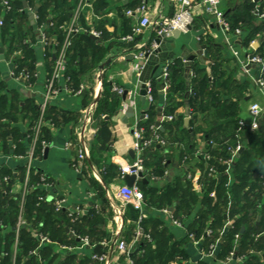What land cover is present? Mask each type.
I'll list each match as a JSON object with an SVG mask.
<instances>
[{
	"label": "crops",
	"instance_id": "obj_1",
	"mask_svg": "<svg viewBox=\"0 0 264 264\" xmlns=\"http://www.w3.org/2000/svg\"><path fill=\"white\" fill-rule=\"evenodd\" d=\"M93 1H86L81 11V19L79 18L75 23L80 30L88 31L89 34L90 31L99 33V37L92 39L100 46L103 57L96 66H87L88 56L82 57L80 64L84 66V72L80 76V84L83 86L80 94L59 89L51 98L46 110L49 111L52 108L55 116L59 110H64L66 119L58 121L56 125L44 120L43 126L46 125L48 131L46 146L49 149L44 155L46 146L42 148L41 156L36 155L31 170L32 174L33 169L37 168L47 177V180L49 179L51 189L47 199L54 203L57 198L64 197L65 204L62 211L68 214L72 212L71 218H77L78 226L83 230L80 236L72 229L65 227L63 236L67 244L53 245L54 248L50 251L55 258L51 264H64L63 262L68 260V264H87L88 255L96 244L108 246L109 264H128L126 255L117 250L116 243L119 240L129 242L134 234L131 220L123 219L125 208L121 212L122 203L116 190L119 185L126 184L123 179V169L132 164L135 159L131 121L134 115L141 117L144 109L149 106L145 102L142 103L139 95L141 81L135 69L132 52L138 47H146L153 42L158 25L150 24L132 41H123L121 37L128 33L133 21L125 14V11L134 9L142 0H100L96 4H93ZM146 1L150 19L153 21L170 17L178 7L176 0ZM24 2L27 5L26 8H24ZM33 2L37 4L38 0ZM249 2L253 3L250 10L253 23L259 24L262 19L258 16V11L264 8V0H222L219 8L232 29L230 32H225L221 28L214 14L205 11L199 4V0H192L193 22L188 31L167 35L170 42L166 46V52L172 55L167 61L172 62L173 59H177L178 62L183 63V75L187 80L195 74V71L198 77L205 75L208 78L205 83L212 88L213 93L208 98L206 109L197 111L193 117L194 113L187 99L179 91L175 92L169 100V84L163 79V84L154 96L153 119L155 124L158 123L161 135L166 137L168 144L165 147L156 144L145 153L150 166L144 169L143 175L148 178L146 182H142L147 187L151 186L159 191L167 185L185 183L187 179L192 188L199 192L201 189L199 178L204 168L201 165L200 152L205 151L210 140L214 143L217 140H223L229 145L238 142L241 145L240 150L247 147L248 142L252 140L254 147L259 149L252 152V157L255 159L259 155L260 143L264 144V92L256 86L253 78L258 74L260 65L249 63L245 71L241 62H246L248 56L257 53L256 49L261 41V30L251 32L252 26L247 20L235 21L238 15L243 17L247 9L244 3ZM4 6L3 1L0 2V19L3 17ZM33 7L34 5H29L22 0V8L25 12L18 15L16 30L24 33L26 37L24 42L33 47L38 71L35 82L28 87L26 83L15 80L9 75L13 67L12 60L10 61V58L0 60V79L5 84L2 92L6 94L7 99L14 96L19 101V111H14L16 118L10 119V125L16 127L23 137L30 134L28 131L32 132V127L38 119L39 103L43 98L47 70L52 66L55 47L59 44L55 35L49 38L45 33L47 42L43 45L44 42L42 43L37 32L34 33L27 14V10H32ZM236 28H239L238 34L233 32ZM196 42L206 44L210 59L195 53ZM5 46L6 44L4 53ZM19 49L15 51L14 56L20 55ZM233 49L238 52V55L234 54ZM45 53L51 55L48 56ZM191 55L194 56L188 62L187 59ZM108 58H110L108 64L102 70L99 69V65ZM215 62L216 72L214 73L212 64ZM162 65L163 63L160 62L154 75L159 72ZM112 83L127 90V96L123 99L121 95L120 105L114 114L109 115L101 111L97 115L95 110L100 92L109 87L114 93L115 91L111 88ZM132 98L136 100L133 115L126 116L127 107ZM201 99H203L202 95ZM254 101L262 106L261 115L255 119V127L252 126L254 118L249 113V106ZM27 103L38 105V116L32 127L30 116H25L27 112L29 113L28 108L21 107ZM90 105L93 108L91 127L95 129L92 134L84 127L86 109ZM226 109L238 111L237 123L235 127L230 123L228 125L233 126L222 129L218 125L226 124V117L223 115ZM9 112L11 113L12 110ZM170 114L174 116L171 120L167 117ZM193 119L194 121L191 122ZM239 120H243L245 126L237 131ZM232 131L234 139L230 138ZM227 132H230L229 135ZM251 135L255 136L251 138ZM22 141L26 142V140ZM14 144L15 141L11 135H7L6 138L0 137V171L8 168L17 174L19 166L25 165L23 155L11 153ZM79 147L87 150L83 158L78 156ZM130 150H133V155L129 153ZM229 157L232 158L231 162L229 166L225 164L224 170L227 184L232 180V162L237 155L230 154ZM157 165L160 167H156ZM31 178L32 175H30ZM21 189V181L15 180L11 184L13 193L20 194ZM173 211L172 205L166 208L146 207L147 214L159 217L168 225L171 239L176 240L185 235L187 230L185 225L192 222L188 218L182 226L173 224L171 222ZM82 237H86L87 242L82 241ZM49 245L52 243H48ZM136 249L135 243L131 253ZM201 249H207L201 237L190 239L186 246L188 255L182 260V264H197L204 259ZM131 257L133 259L132 254ZM230 263L240 264V261L232 259L230 262L225 260L214 262V264Z\"/></svg>",
	"mask_w": 264,
	"mask_h": 264
},
{
	"label": "trees",
	"instance_id": "obj_2",
	"mask_svg": "<svg viewBox=\"0 0 264 264\" xmlns=\"http://www.w3.org/2000/svg\"><path fill=\"white\" fill-rule=\"evenodd\" d=\"M2 1L4 0H0V2ZM6 1L10 8L7 10L4 6L2 24L0 25V44L3 47L6 44L4 58L14 56L15 51L20 48V55L12 57V63L16 71H28L30 73L29 82L34 83L38 71L33 47L31 48L24 42V39H26L24 37L25 34L21 33L20 30H16L18 15L21 12H25L22 8V0ZM25 1L29 5H34V7L38 5L34 25H31L32 30L35 33L39 30L40 26H43L47 37L50 38L55 35L59 42L55 47V51L57 52L64 39L65 32L63 27L70 22L76 10L78 0H38L37 4L33 0ZM99 1L94 0L93 4ZM244 5L247 8L245 14H243V17L238 15L236 20H234L236 22L239 19L242 21L247 20L252 26L251 32L264 29V18L259 24L253 23L250 11L253 3H244ZM82 9L77 19L80 18ZM131 26L132 22L128 32H130ZM263 44L264 40L256 49L257 53H263ZM45 54L48 56L51 55L50 53ZM85 55L89 58V62L86 65L96 66L101 61L103 52L100 46L95 43V40L90 37L88 31L80 30L73 33L71 44L66 50V74L69 76L73 87H78L80 84V76L84 72V66L80 62L82 63V57ZM78 57H80V61ZM215 64L216 62L212 64V71L214 73L216 72ZM51 69L52 66L51 68L48 67L47 77ZM183 71V63L178 62L177 59H173L169 66L168 98L170 100L173 94L179 91L187 99L190 109L194 113V117L197 111H204L206 109L208 106V98L212 95L213 90L205 83L208 80L205 75L198 77V73L195 71V74H192L187 80L183 75ZM149 79L151 81L154 98L157 89L163 84V79L156 76H152ZM214 82L215 79L213 84ZM239 86L241 87V85ZM4 88L5 84L0 79V137L6 138L7 135H11L15 141L11 153L24 155L27 150V145L31 140L32 132L31 130L28 131L30 137L29 135L23 137L22 133L16 127L10 125V119L14 120L16 118L14 111H19V101L14 96L11 99H7L6 94L2 92ZM201 95L204 100L201 99ZM120 97L121 95L110 91L109 87L104 88L100 92L95 113L98 115L103 111L109 115L114 114L120 105ZM21 107L28 108L30 114L27 112L25 116H30V124L32 127L38 116V105L34 103L29 105L27 103V105H22ZM51 109L45 111L44 120L56 125L58 121L66 119L64 110H57L58 113H55V116ZM10 110H12L11 113L9 112ZM169 110L171 111V109ZM144 111L148 114V117L142 119L141 124L146 128L145 135H148V126L152 123L155 124L153 119L155 106L152 103ZM226 112L223 114L226 117V124L218 126L222 129H228L229 126L233 125L235 127L238 111L236 109H226ZM193 121L194 119L191 120V122ZM230 123L233 125H228ZM47 132V126H42L39 142L36 145L35 154L37 156H41L42 145L40 141H46ZM229 133L227 132V135ZM230 136V138L234 139L233 131ZM254 136L251 135V138ZM22 140H26V142L24 143ZM248 144L247 147L238 151L237 158L232 162V180L228 184L226 183L227 176L224 174L226 165L221 160L229 157L230 154L226 150L229 144L223 140H217L214 145L207 144L205 151L211 154L210 159H206L201 155V165L204 168L199 178L201 183L199 192L192 188L187 179L185 183L167 185L159 191L151 186L147 187L141 180L136 181L137 187L143 194V211L145 213L146 207L148 208L149 206L166 208L172 205L174 206L173 219L180 221L184 225L186 219L190 218L192 223L185 225L187 230L183 237L172 240L168 225L164 221L159 217H154L147 213L145 218L139 219V210L127 204L123 219L126 220V218H129L134 230L137 224H139L143 231L151 237L150 240L141 237L136 242L137 251L132 254L134 264H170L171 262L174 264H182V260L187 258L188 255L186 246L190 240L189 233H193L196 238L201 237L203 245L208 247L209 243L214 241L219 235V231L223 228L227 219H231V224L220 237V242L216 248L214 257L210 260L204 258L198 261L197 264H214L216 261H223L231 251H233L235 256L233 258L234 260L239 257L243 258L240 264H264V144L260 143L261 150L255 159L252 157V152L259 149L254 147L252 140ZM210 164H213L216 168V173L213 175L207 173V166ZM149 166L150 163L147 162L146 156L144 155V169ZM158 166L160 167V165L156 167ZM24 167L25 165L19 166L17 174H14L8 168L0 171V264H12L11 252L15 236L14 226L18 215L20 194L12 192L11 184L15 180L23 181ZM33 171L34 173L32 172L31 174L32 178L30 179V183L35 186L42 172L39 169L37 170V168L33 169ZM120 175H122L121 171ZM4 176L8 178L3 180ZM211 191H214V195H210ZM41 194H43V190L41 187L36 186L25 197L23 215L26 220V225L19 230L14 264H42V261H45L44 264H49V261L55 258V255L51 254L50 251L54 248L53 245L67 244L63 236L65 227L72 229L80 236L83 234V230L78 226L77 218H71L62 209L56 211L53 201L47 198L39 201L38 196ZM28 226L45 235L52 245L48 246L50 242L47 243L46 241L40 243L32 235ZM208 227L212 229L211 235L205 234V229ZM32 250H35L36 253H30ZM103 251L108 252V246L96 244L91 253H101ZM91 253L88 255L87 264L92 261ZM68 261L63 263L68 264ZM93 264L102 263L95 261Z\"/></svg>",
	"mask_w": 264,
	"mask_h": 264
},
{
	"label": "built area",
	"instance_id": "obj_3",
	"mask_svg": "<svg viewBox=\"0 0 264 264\" xmlns=\"http://www.w3.org/2000/svg\"><path fill=\"white\" fill-rule=\"evenodd\" d=\"M87 0H78L76 10L74 14L72 15V18L70 22L66 25H64V39L57 50V52L54 55L53 65L51 72L48 77H46L44 82V93L43 98L39 103V116L35 123V125L32 127V137L30 142L27 145L26 153L23 155L25 159V172H24V178L22 181V189L20 193V199L18 204V215L16 219V224L14 226V242L12 246V264H14V258L15 253L17 249L18 244V234L21 227L26 225V220L23 215L24 210V202L25 197L31 191L34 187L39 186L43 190V194L38 196V200H44V198H48L49 191L51 189V183L47 180V177L41 173L39 175V181L35 184V186L30 183V175L31 170L34 166V160L36 157L35 151H36V145L39 142V135L41 132V128L44 124V113L47 109V107L50 104L51 98L59 91V89H62L66 92L72 93V94H80L82 92L83 86L82 84H79L78 87H73L69 76L66 74V50L71 44V38L73 36V33L78 32L80 29L76 26V17L78 14V11L81 10L84 5L86 4ZM178 3L177 9L174 11V13L170 17H164L161 19V21H153L150 19L149 12H148V5L146 0H142L139 5H137L134 9H127L125 11V14L133 19L132 26L130 29V32H128L126 35L122 36L121 39L126 42H130L134 39V37L138 34H140L147 26L150 24H156L158 25V28L156 30L157 35L160 34H167L171 32L173 29H178L179 31L186 32L188 31V27H190L191 23L193 22V15L191 12V7L193 6L192 0H176ZM222 0H199V4L202 5L205 9V11L214 14L218 24L221 26V28L225 32H230L232 29L230 28V25L228 21L225 19L222 11L220 10V3ZM5 7L7 10H9L10 6L6 0L3 1ZM36 16V13H35ZM258 16L260 19L264 18V8L258 11ZM2 24V19H0V25ZM51 24V23H50ZM40 32V40L42 41L43 45L46 44V36H45V29L43 26H40L39 28ZM234 33H239V28H236L233 30ZM90 33L94 34L96 37H99V33L96 31H90ZM156 35V36H157ZM261 41L264 40V29L260 31ZM157 47V44L153 40V42L146 46V47H138L135 51L132 52V59L135 63V69L138 72L139 76L141 73V70L143 68L144 62L147 59V54L151 53L153 49ZM262 54L255 53L246 58V62L242 61V67L245 71H247V68H245L249 63L259 64L260 69L258 74L253 78L254 83L256 86L261 89L264 92V44L262 45ZM18 52V51H17ZM16 52V53H17ZM233 52L235 55H238V52L233 49ZM12 58L10 57V61ZM171 65L170 61H165L159 70L158 73H156L154 76L158 78H162L166 81H168L169 76V66ZM15 66L13 65L12 69L9 71V75L14 78L17 81H21L26 83L28 87H30L32 84L29 82L30 80V73L26 70L16 71ZM145 85V103L146 105H150L153 103V90L150 79L146 80L144 82ZM111 88L113 91H115L118 95H123L124 89L115 84H111ZM133 93H136V91H133ZM126 106V104H124ZM136 105L135 98H132L129 102V106L134 108ZM92 105H90L87 109V115L85 119V125L87 132H90L91 134L95 131L93 127H91V123L93 121L91 116L92 111ZM249 113L254 118L252 121V126H256V118L259 117L262 113V106L254 101L249 106ZM148 117V114L143 111L141 114V117H138L137 115H134L132 121H131V128L133 133V142H132V148L135 153V159L134 162L128 166H125L123 169L124 173H134L137 174L139 171L142 173L144 172V155L146 151L156 144L165 147L168 144V141L166 137L162 136L159 132V125L157 124H150L148 126V135H145L146 128L141 124L142 119H146ZM169 120H171L174 116L172 114L167 116ZM245 126V123L243 120L238 121V128L237 131H239L241 128ZM42 148H44L47 143L45 140L40 141ZM209 144L214 145V142L212 140L209 141ZM241 145L240 143H235L233 145H227L226 150L232 155H237L238 151L240 150ZM87 153L86 148L79 147V158H83L85 154ZM200 155H202L206 159L211 158V154L202 151L200 152ZM231 157H228L226 159H222V163H225L227 166H229V163L231 162ZM133 167V168H131ZM227 170V169H226ZM123 173V174H124ZM207 173L209 175H213L216 173V168L213 164H210L207 166ZM144 176V175H143ZM8 177L4 176L3 180H6ZM1 183V181H0ZM117 195L119 196L122 208L121 212L125 208L127 204H130L133 206V208L139 210L140 215L139 219L145 218L146 213L143 211L144 207V199L143 194L140 191V189L136 185V181L132 186H129L127 184L119 185L117 190ZM210 195H214V191L210 192ZM54 209L56 211H59L63 208L65 204V198L59 197L55 200ZM166 211V210H164ZM69 216L72 215V212L68 214ZM171 222L175 225L182 226V223L176 219H171ZM231 224V219H227L223 228L219 231V235L214 239V241L210 242L207 249H201L202 256L205 258H212L214 257L216 248L218 247V244L220 242V237L224 234V231L228 226ZM28 229L31 231L32 235L38 239L40 243L42 242H48L49 239L43 235L42 233L38 232L36 229L31 228L28 226ZM205 234L211 235L212 229L206 228ZM145 237L146 239L150 240L151 237L148 233H145L142 229V227L137 224L136 229L134 230V234L132 239L127 242L125 240H119L116 243V248L120 253H123L126 255L128 264H134V260L131 257V250L132 246L141 238ZM189 237L191 240H194V234L189 233ZM82 241L87 242L86 237L81 238ZM30 253H36L35 250L30 251ZM91 262L89 264H93L95 261H99L102 264H109L108 261V252L103 251L101 253H91ZM233 251L229 253V255L226 257L225 261L230 262L234 258ZM237 261H242L243 258L239 257L236 259ZM172 264V263H170Z\"/></svg>",
	"mask_w": 264,
	"mask_h": 264
},
{
	"label": "water",
	"instance_id": "obj_4",
	"mask_svg": "<svg viewBox=\"0 0 264 264\" xmlns=\"http://www.w3.org/2000/svg\"><path fill=\"white\" fill-rule=\"evenodd\" d=\"M37 6L36 5L32 10H27V14L30 20L31 25H34V18H35V13L37 10ZM27 5L24 2V8H26ZM190 28V27H188ZM177 33H179L178 29H173L171 32L167 33V34H160L157 35L154 38L155 43L157 44V47L155 49H153V51L151 53L147 54V59L143 65V68L141 70L140 73V89H139V95L141 98L142 103L145 102V85L144 82L146 80H148L150 77L154 76V73L156 72L157 68L159 67V63H164L170 56H172L171 54L166 52V46H168L170 39H168L167 35H176ZM37 34L39 36V38H41L40 36V32L39 30L37 31ZM90 37L91 38H97L94 34L90 33ZM196 52L198 55H203L204 58L206 59H210V57L207 55V47L206 44H200L199 42H196ZM194 55H191L190 57H188V62L189 60H191L193 58ZM0 60H4V47L0 44ZM110 58H108L105 62L101 63L99 65V69H103L105 67L106 64H108ZM127 96V90H124L123 92V99H125ZM97 100V98H96ZM133 115V108L131 106L127 107V111H126V116H132ZM158 124V123H157ZM49 147L46 146L44 148V155L47 154ZM129 153L131 155H133V150H130ZM133 168V167H131ZM123 179L124 182L129 185L132 186L134 184L135 181L137 180H141L143 182H146L147 177L143 176V173L141 171H139L137 174L134 173H124L123 175ZM137 251L134 250L131 254L135 253Z\"/></svg>",
	"mask_w": 264,
	"mask_h": 264
},
{
	"label": "rangeland",
	"instance_id": "obj_5",
	"mask_svg": "<svg viewBox=\"0 0 264 264\" xmlns=\"http://www.w3.org/2000/svg\"><path fill=\"white\" fill-rule=\"evenodd\" d=\"M80 12V10L78 11V13ZM77 17H78V15H77ZM77 17H76V20H78L77 19ZM31 72V71H30ZM93 79V78H92ZM30 80V79H29ZM94 80V79H93ZM39 257V256H38ZM45 263V261H42V264H44ZM49 264H51V260L49 261Z\"/></svg>",
	"mask_w": 264,
	"mask_h": 264
}]
</instances>
